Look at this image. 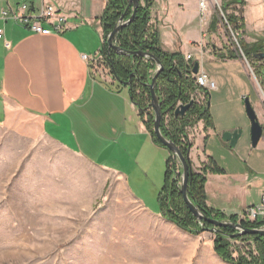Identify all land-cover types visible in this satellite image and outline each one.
I'll use <instances>...</instances> for the list:
<instances>
[{
  "label": "crops",
  "instance_id": "1",
  "mask_svg": "<svg viewBox=\"0 0 264 264\" xmlns=\"http://www.w3.org/2000/svg\"><path fill=\"white\" fill-rule=\"evenodd\" d=\"M25 1L36 10L44 1L56 5L68 18L65 31L37 33L11 18H1L3 9ZM241 1L243 4H232L243 11L245 25L238 29L240 39L264 50V0ZM107 3L108 0H0V27L4 29L0 39V124L5 127L6 136H14L18 129L29 136L31 132L35 136V130L38 135L47 136L69 158L65 167L81 170L83 180H94V169L112 173L105 168V162L95 157L107 150L95 137L104 136L112 128L126 136L144 129L150 147L163 149L151 138L146 124L138 125L139 120L132 114L133 105L137 108L135 103L123 92L120 94L128 88L111 89L96 77L90 61L84 58V52L92 50L87 45L86 31L94 30L103 47L101 16ZM220 21L219 13L212 8L206 15L201 13L200 0H154L151 8L150 24L158 29L163 49L184 56L191 54L193 61L200 63V71L217 84L209 91L214 126L206 129L201 120L189 129L193 142L190 157L198 171L209 170L214 164L225 171H208L207 204L227 217L239 218L249 207L262 204L264 198V85L244 53L234 58L222 57L230 48L223 43ZM79 31L85 38L80 37ZM113 79L118 84L115 76ZM246 99L263 126V136L256 147L249 137ZM119 118L120 128L115 124ZM241 128L245 132L235 150L222 135ZM113 174L117 180H125L122 172ZM45 175L39 172L38 180H44ZM75 175L68 180L77 179Z\"/></svg>",
  "mask_w": 264,
  "mask_h": 264
},
{
  "label": "rangeland",
  "instance_id": "2",
  "mask_svg": "<svg viewBox=\"0 0 264 264\" xmlns=\"http://www.w3.org/2000/svg\"><path fill=\"white\" fill-rule=\"evenodd\" d=\"M221 26L223 43L243 53L229 28L222 22ZM86 32L92 50L84 53L98 57L102 42L94 30ZM259 65L255 63L254 68ZM96 77L118 90L114 79L106 80L99 73ZM122 92L131 101L128 89ZM195 96L203 101L200 91ZM132 112L138 125H144L139 108L133 105ZM169 120L167 117L166 122ZM121 122L119 118L115 124L120 128ZM250 129L249 121V137ZM141 130L126 136L112 128L104 136H96L107 150L95 157L112 173L94 169V180H83L81 170L65 167L69 158L47 136L38 135L37 130L35 136L32 132L29 136L21 129L6 136L0 124V264H231L214 248L216 233L205 229L199 235L191 234L164 214V196H158L166 182L170 152L164 147L151 148ZM174 160L171 178L180 187L182 166L176 157ZM39 172L46 174L44 180H38ZM113 172H122L125 180H117ZM71 175L77 179L68 180ZM133 195L152 214L161 216L150 214ZM168 209H174L171 203ZM226 237L234 258L243 256L261 264L263 250L256 239Z\"/></svg>",
  "mask_w": 264,
  "mask_h": 264
},
{
  "label": "trees",
  "instance_id": "3",
  "mask_svg": "<svg viewBox=\"0 0 264 264\" xmlns=\"http://www.w3.org/2000/svg\"><path fill=\"white\" fill-rule=\"evenodd\" d=\"M129 0H108L107 6L101 16L104 28V41L102 53L106 64L111 68L115 78L118 81L117 89L127 87L130 99L139 108L140 115L150 131L153 139L160 146H165L160 142L154 132V112L152 111L151 93L148 86L152 81L153 70L156 63L152 59L143 58L141 56L118 54L114 50L109 49L107 44L108 34L117 25L120 16L125 12ZM241 3V0H231L223 2L222 10L226 14L227 20L234 29H243L245 22L242 16V9L233 7L232 4ZM154 0H139V7L134 21L124 27L115 38V42L127 50H142L152 53L164 66V70L157 77L156 91L159 96L161 108L163 112V120L161 128L167 138L173 140L178 148L185 156L190 167V179L188 183V194L196 206L199 207L208 217L218 220H231L238 222L236 215L227 217L224 213L212 209L207 204V194L205 185L207 182L208 171L213 173H224L225 171L214 164L211 168H205L201 172L194 169L190 152L193 142L189 136V128L194 127L199 121L203 120L206 129L214 126L213 116L209 105L211 94L209 91L198 88L195 83V76L191 69L190 63L186 61L184 54L181 52H168L163 49L160 39V33L157 28L150 24L151 8ZM232 7V12L229 9ZM238 12V14L236 13ZM132 14L130 9L126 15L128 18ZM217 20V19H216ZM239 46L244 55L250 60L254 67L255 63H259L258 68H254L256 75L264 85V61L255 57L258 52L264 51L260 45L249 46L239 40ZM241 55L239 50H230L223 58H234ZM130 85H124L122 81H129ZM106 85H110L103 81ZM203 93V101L196 99V92ZM194 101V104L187 110L185 115L176 116L175 110L180 103L188 104ZM170 117L169 122L166 118ZM174 156L170 152L169 168L166 173V182L160 192L164 196L161 201V209L164 214L184 231L194 235H199L206 228L212 227V224L203 221V224L192 214L189 207L185 203L180 192L179 182L177 179L172 180L170 163L174 164ZM171 203L173 210L168 209ZM241 224L245 227L260 228L264 227V220L249 221L241 220ZM225 234H216L214 240V248L218 255L226 262L231 264H259L258 261L249 260L243 256L234 258L230 251V243L226 235L236 234L237 231L232 228H222ZM237 237H252L259 242V248L263 250L261 264H264V236L260 235H244Z\"/></svg>",
  "mask_w": 264,
  "mask_h": 264
},
{
  "label": "water",
  "instance_id": "4",
  "mask_svg": "<svg viewBox=\"0 0 264 264\" xmlns=\"http://www.w3.org/2000/svg\"><path fill=\"white\" fill-rule=\"evenodd\" d=\"M139 7V0H129L128 4L126 6L125 12L120 16L119 21L117 25L113 28V30L108 34L107 37V44L109 46V49L114 50L118 54H126V55H135V56H141L143 58L152 59L156 63V68L152 74V81L148 84L150 88L151 93V103L150 106L152 107L154 111V132L157 136V138L160 140V142L165 146V148L173 154L174 157H176L182 166V174H181V184H180V192L183 196V199L187 206L189 207L192 214L200 221V222H208L212 224V227L206 228V230L211 231L213 233H220L225 234L222 230V228H232L237 231L236 234H232V237L237 236H244V235H260L264 236V227L260 228H251V227H245L241 222H234L231 220H218L215 218L208 217L203 211L199 209L198 206L195 205L193 200L190 198L188 194V183L190 179V167L189 164L181 152V150L178 148V146L175 144V142L169 138L163 133L161 128V123L163 120V112L161 108V103L159 100V96L156 91V82L157 77L159 74L164 70V66L160 60H158L152 53L142 51V50H127L120 45H118L115 42L116 35L126 26L130 25L136 15L137 10ZM132 9V14L126 18V15L128 11ZM255 57L264 61V51L258 52L255 54ZM200 71V63L195 62L193 66V73L198 74ZM124 85H130L129 81H122ZM194 104V101L189 102L188 104L180 105L175 110L176 116H183L187 112V110ZM211 102H209V105ZM245 108H246V114L250 120L251 123V142L252 146L256 147L260 141V139L263 136V126L259 121V117L255 111V108L249 101V99L245 100ZM243 134L242 129H237L234 131H225L222 135V138L225 142L229 143V146L231 148H235L239 139L241 138Z\"/></svg>",
  "mask_w": 264,
  "mask_h": 264
},
{
  "label": "built area",
  "instance_id": "5",
  "mask_svg": "<svg viewBox=\"0 0 264 264\" xmlns=\"http://www.w3.org/2000/svg\"><path fill=\"white\" fill-rule=\"evenodd\" d=\"M222 4V0H200L201 13L203 15H206V13L211 7L218 10L220 20L229 28L239 45V40L237 39V36H240L241 32L238 29L234 30L233 27L230 25L227 20L226 14L222 10ZM1 18L5 20L11 18L19 24L33 30L34 32L42 34H47L54 31L64 32L68 20L67 16L60 9H58L56 5L52 3H47L46 1L42 3V6L38 10H36L31 5V3L27 1L22 2L16 7H9L3 9L1 12ZM3 37L4 29L0 27V39ZM84 58L90 61L91 68L95 75L99 73L106 80H109V78H114V75H112V71L110 69H108V72L106 71L107 66L104 55L102 53V49L98 57L95 56L90 58L89 56L84 55ZM185 59L190 63L191 69L193 71V66L195 63L193 61V56L191 54H188L185 56ZM194 76L195 83L198 88H201L206 91H211L217 87L216 82L212 80L205 72L199 71V73L194 74ZM180 105L183 104L180 103L178 106ZM241 220H264V198L262 204L258 205V207H249L246 213L240 217V221Z\"/></svg>",
  "mask_w": 264,
  "mask_h": 264
}]
</instances>
